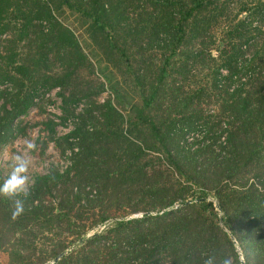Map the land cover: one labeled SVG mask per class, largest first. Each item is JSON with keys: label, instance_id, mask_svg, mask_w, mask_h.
Returning a JSON list of instances; mask_svg holds the SVG:
<instances>
[{"label": "trees", "instance_id": "1", "mask_svg": "<svg viewBox=\"0 0 264 264\" xmlns=\"http://www.w3.org/2000/svg\"><path fill=\"white\" fill-rule=\"evenodd\" d=\"M229 4L0 0V47L9 52L0 50V93L17 91L0 107V146L32 108L30 86H59L66 104L103 90L83 77L90 61L61 20L66 10L80 15L90 45L140 102L128 114L111 97L77 116L66 110L64 121L76 120L62 138L71 167L38 177L16 220L14 198L0 196V248L24 244L35 228L64 227L73 239L56 232L50 255L31 264L81 240L55 264H203L202 253L264 264V27H253L264 1L244 3L234 20ZM27 41L34 55L10 60L11 47ZM190 135L201 139L197 148ZM86 185L98 186L95 198L83 196Z\"/></svg>", "mask_w": 264, "mask_h": 264}, {"label": "rangeland", "instance_id": "2", "mask_svg": "<svg viewBox=\"0 0 264 264\" xmlns=\"http://www.w3.org/2000/svg\"><path fill=\"white\" fill-rule=\"evenodd\" d=\"M263 1L264 0H230L229 11L232 12L230 20L239 17L241 13L240 9L244 3L254 8ZM61 20L76 35L88 55L90 61L89 68L83 72L86 83H89L93 89L100 88L103 90L99 96L93 97L92 99L80 98L78 103L69 102L66 104L65 100L67 96H69V93L63 88H59V86L51 87L49 85L30 86L29 89L34 92V104L25 115L15 121V136L0 146V169L4 180L10 174L12 158L18 152L23 151L25 140H31L37 146V150L29 154L31 159L29 175L34 181L38 177L49 175L51 172L57 171L60 174L65 173V171L71 167L70 151L66 148L67 146L65 142L62 141V138L69 130L73 129L76 120L69 118L67 121H64L66 117L65 113L68 114L66 110H69L70 113L74 112V115L77 116L82 113V110L84 111V109L89 107L91 101L102 105L111 97L117 108L124 114H128L134 103H140L137 94L131 90L132 86H129V88L123 85L122 81L117 78L118 75L116 71L113 70L112 67L105 62L100 53L90 45L91 41L88 36L87 25L80 18V15L66 10L62 14ZM253 24L255 28L264 27V15H258L254 19ZM216 37L217 46L221 45V35L217 34ZM3 38L10 37L9 35H5ZM28 43L29 41H27V43H21L18 46L14 45L17 47L16 51L11 47V50L17 52L18 55L10 58V60H23V58L26 59L29 55L33 56L34 52L27 48ZM31 47L33 46L31 45ZM4 48L5 45L3 44L2 47H0L2 57L7 56V53H9ZM59 66V64H55L52 66L54 67L53 70L50 69L55 72L59 70L60 72L62 69H60ZM239 85L240 83H236L234 87L237 88ZM0 89L3 90V88ZM3 93L7 94V92L0 93V107L6 104L11 105V99L13 101L14 98L11 94H15L16 97L17 91H12L9 96L1 95ZM115 93L119 94L117 95L118 97H116ZM52 105H55V107ZM200 141L201 139L190 135L189 143L194 145V148L198 147V143H201ZM33 184L34 183L30 185V190ZM82 188L85 189L83 196L89 197L90 199L95 198L99 192L97 185H86ZM54 195L58 196L57 193H54ZM19 198L24 199L23 197ZM57 201V197L51 200L53 203ZM45 203L49 204V201ZM141 216H143L142 213H138L132 217L137 218ZM33 232L36 236H34V238H24V240H26L24 244H16L14 242V244H5L1 247L0 264H31L35 259L50 255L53 250V243L51 241L57 239L55 236L56 232L63 234L66 239H73V236H71L69 231L64 227L63 229H57L56 232L46 228H35ZM92 235L93 232H89L87 238ZM15 240L16 238L14 241ZM22 246L26 247L25 249L27 250H24ZM239 250L242 254L240 248ZM17 251L22 252V254L16 258ZM242 261L244 262L243 259ZM47 264H52V261H49Z\"/></svg>", "mask_w": 264, "mask_h": 264}, {"label": "clouds", "instance_id": "3", "mask_svg": "<svg viewBox=\"0 0 264 264\" xmlns=\"http://www.w3.org/2000/svg\"><path fill=\"white\" fill-rule=\"evenodd\" d=\"M37 150L36 144L31 140H25L24 149L18 152L11 162V171L8 177L0 184V196L5 198H14V210L11 218L16 220L24 212V201L30 195V185L34 180L30 178L29 170L31 159L29 154ZM23 197L24 199H20ZM203 264H233V259L228 255H207Z\"/></svg>", "mask_w": 264, "mask_h": 264}, {"label": "water", "instance_id": "4", "mask_svg": "<svg viewBox=\"0 0 264 264\" xmlns=\"http://www.w3.org/2000/svg\"><path fill=\"white\" fill-rule=\"evenodd\" d=\"M216 206H217L218 210L221 211L220 206H219V204H218L217 202H216ZM85 239H87V237H86ZM83 242H84V240H81V241H79L76 245H74L72 248H70L68 251L63 252L61 255H59V256H58V257L52 262V264L57 263L62 257H64L65 255H67L68 252L73 251V250L77 249L78 247H80V246L83 244Z\"/></svg>", "mask_w": 264, "mask_h": 264}, {"label": "built area", "instance_id": "5", "mask_svg": "<svg viewBox=\"0 0 264 264\" xmlns=\"http://www.w3.org/2000/svg\"><path fill=\"white\" fill-rule=\"evenodd\" d=\"M35 100V99H34ZM53 107H55V105H52ZM70 131V130H69ZM69 133V132H68Z\"/></svg>", "mask_w": 264, "mask_h": 264}]
</instances>
